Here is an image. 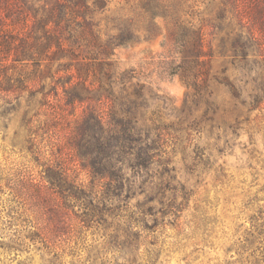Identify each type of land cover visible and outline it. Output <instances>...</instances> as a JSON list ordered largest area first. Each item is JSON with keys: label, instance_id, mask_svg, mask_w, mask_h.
<instances>
[{"label": "rangeland", "instance_id": "1", "mask_svg": "<svg viewBox=\"0 0 264 264\" xmlns=\"http://www.w3.org/2000/svg\"><path fill=\"white\" fill-rule=\"evenodd\" d=\"M137 3L110 0L95 20L103 42L116 34L109 17L137 30L111 60L131 71L129 86L144 85L139 125L159 146L154 163L140 175L125 170L130 185L102 198L59 193L45 179L47 164L91 181L70 143L84 106H66L61 87L48 102L1 91L2 78L0 264H264V62L250 39L264 47V0H242L241 21L235 12L219 20L217 0H169L172 18L200 29L204 50H212L209 76L196 89L175 68L183 57L173 19L152 27ZM191 41L180 44L187 50ZM235 42L249 47L247 59L238 47L233 53ZM14 71L51 91L31 64Z\"/></svg>", "mask_w": 264, "mask_h": 264}, {"label": "trees", "instance_id": "2", "mask_svg": "<svg viewBox=\"0 0 264 264\" xmlns=\"http://www.w3.org/2000/svg\"><path fill=\"white\" fill-rule=\"evenodd\" d=\"M241 2L217 0V18L224 20L228 13L235 12L241 21L245 16ZM109 3L110 0H0V80L3 78L8 85L1 91L35 92L48 102L51 93L59 96L61 87L66 106H84L83 116L75 119L70 143L83 169L89 172V185L72 179L63 165L47 164L45 170L51 188L76 200L122 191L130 185L125 182V170L140 175L154 163L159 150L157 142L146 135L145 126L139 125L144 111V85L137 82L129 86L134 79L131 71H120L111 60L116 47L135 41L137 30L132 31L124 18L109 17L110 31L116 34L108 35L103 42L100 23L96 24V16L107 11ZM137 10L152 27L173 19L175 53L183 57L175 68L190 80L188 86L198 88L200 79L209 76L213 59L212 50H204L202 31L188 29L178 18H172L169 0H138ZM188 36L192 43L185 50L180 43ZM250 39L252 46L260 49L264 62L260 39L253 33ZM237 47L241 57L247 59L249 47L235 42L231 45L233 53ZM186 57L191 61H185ZM54 63L57 65L52 71ZM29 64L39 72L41 80H50L51 91L41 92L45 85L36 90L27 76L15 74L19 65ZM27 126L26 142L34 146L35 126L30 120Z\"/></svg>", "mask_w": 264, "mask_h": 264}]
</instances>
